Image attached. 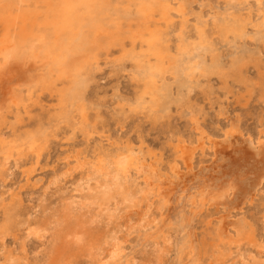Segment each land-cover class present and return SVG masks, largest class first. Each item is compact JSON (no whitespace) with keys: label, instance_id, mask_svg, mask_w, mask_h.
<instances>
[{"label":"rangeland","instance_id":"obj_1","mask_svg":"<svg viewBox=\"0 0 264 264\" xmlns=\"http://www.w3.org/2000/svg\"><path fill=\"white\" fill-rule=\"evenodd\" d=\"M0 1L8 2V0ZM97 1L99 2H96L95 0L93 4H95L97 8L99 7V14L96 16L93 14V16L91 15V17H94L96 20L101 21L104 26H113V23L115 22L114 20H116L118 16L124 14L125 10L129 6L130 15L127 21H123L121 23V32L123 33V37L121 36V41H117L115 45H110L106 40L103 39L104 35H97L93 30H89L88 28H86V23L90 20V16H87V14H85L84 6L78 5L77 7V10L80 11H78L79 16L77 18V22L83 20V23L85 24V27L82 29L81 37L88 40L89 42L93 41L94 38H96V40L98 39L96 45L90 44L89 46H85L83 48H87L86 51L91 52L94 55L95 60H98L97 63L99 65V70L93 72V74L95 73L94 78L93 75L90 78L89 84H91L92 82L93 83L91 85H88L87 90H84L86 95L84 94L85 96L83 103L85 104V107L87 109L88 117L86 118L87 123L85 122V125L81 124L82 127L83 125L86 126L83 128L79 126L80 119L78 118V113L74 108V106L77 108L76 102L58 107L59 104L57 102V93L55 91L56 89H59L61 87V83L59 82V84L58 82H56L57 86L55 87V89L52 86L54 85V81H52L54 79L52 77V74L50 73L52 65L46 62V60H43V63L40 62L42 64V70H38L36 69V67H39L40 63H35V61H37L38 59L34 60L32 59V56H29L28 54L27 48H29V46L34 42L35 44L38 43L37 38L39 37V35H41L40 37H43L45 39V42H52L53 39H55L52 38V26L47 24V17H49L48 19L50 22L54 21V18L56 19V16L54 17L52 11L53 7H45L46 4H44L42 0H28L26 2L27 4L24 3V6H21V8L30 12H28L30 20L24 22V24L22 22V19H19L20 16L17 15L18 18L16 19V25L12 27L11 30H9V34L12 37L11 40L14 41L17 46L19 45V41L17 40L19 39L21 25H24L23 27L26 26V42H28L29 40L30 41L27 44L25 42L26 48H21L24 46H19V49L21 50H19L18 56H14V58L8 60L5 65L0 64V127L4 124V126L0 128V132L2 133H0V138H3L4 140L8 138V142H17L19 138L24 137V133L25 136L26 133L28 135H35V146H37L36 150H40L41 156L39 164L36 167L35 171H33V173L31 174H28V176L24 174L23 169H25L26 167L23 165V161L28 160L29 162L31 157L30 155H34L36 154V152L34 151L32 154H27V156V147L22 153L24 158L20 161L22 165L16 167L12 161L7 166L6 170H0V225L8 214H6L4 209L10 202L18 204L16 211L17 216L15 215L14 218H17V222L19 225L9 234L0 233V264H7V257L17 252L19 253V256L23 258V260L27 257V259L25 260H29V264H51L52 254L49 251V248H51V240H49L51 239V235L49 234L50 232L44 234L45 238H27L25 226H23L22 224L25 223L26 218H30L31 220H41L42 216H44L43 218L47 219L51 218L52 216L54 217L56 214L55 212L64 207L69 202L72 203L71 210L73 211V213L79 216V219L81 221L84 222L86 221V219L90 220L92 217L94 218L95 221H90L88 225L90 228H92L91 230H93V232L97 234L95 240L99 245L98 247L94 246L93 250H87L77 254L73 260L71 258L70 261H72V263L75 262L74 264H102V261H99L98 259L102 258V256L104 257L103 250H105L108 245L104 244V241H108L110 237L114 238L112 242H118L117 245L118 247L120 246L119 248H121V251L124 250L121 254V258L124 257V260L128 259L129 264H208L209 261L213 264H241L242 259H244L241 257H245L247 259H245L247 264H255L256 261H259V264H263L264 145L261 143H264V47L262 45V42H260L258 39L260 37L259 35L255 36L256 38L253 37L255 28H248V38L246 37V39L240 42V46H243L252 51V55L256 60L255 64L257 61L259 62L258 66L260 67V69L258 66L256 67L255 64H249L246 68L243 69V75L250 82H247L246 84H240L232 78L223 80L217 75H212L208 78H200V80L202 79L201 81H199V85L201 86L194 88V90L191 92L192 95H187L184 93L183 98H185H182V105L180 103L173 102L168 104L167 108L164 111L156 109L154 111H149L148 109H144L146 103H148L149 101V98L146 96L143 98V100H138L137 95L140 94V84H137V78L134 77V72L132 70L133 63H131L132 65H130V60L121 61L120 58L121 53H123L122 51L130 50L131 48H133L135 52L137 51V53L140 52L141 42L139 40H136L133 46L132 44H130L131 41L130 39H128V36L132 34L131 29H134L136 25L140 24L142 18L137 13L136 7L131 4L130 0ZM159 1L167 2V4H165L166 6L163 3L162 5L171 17H169L170 22H167V25L169 24L170 28L168 27L169 25L167 26L165 23L164 25L163 23L159 24V22L164 21L158 19L159 16H157L156 14V16L154 15V17L152 18L154 20H152L151 24L156 23L161 28H164V30L167 31L166 35L172 38L168 37L169 39L165 42H162L161 39L158 40L159 37H157L156 39L154 38L153 43L150 47V50L153 53H150L154 55L153 49H155V46L159 50L161 49L160 51L164 55V67L169 70L171 69V71L173 72V74L175 73V75H179V73L186 74L187 72H190L187 74H195L197 72V66L195 65L196 53H198V50L201 46L200 44L202 42L200 35L201 27L197 24V22L206 24V28L208 29H206V32L208 31L207 34L209 33L208 35H210V38L217 45L219 43V38L215 35H212V17L214 15L218 16L217 19H219L225 11L231 13L241 12V14L243 15L248 11H251L253 14H255L257 3H259L264 9V0H242L240 4H235L234 0ZM54 2L57 3V0H54ZM116 2L118 3V5H116ZM15 9H17V7ZM102 11H105L106 13H103ZM38 12L39 14L36 15V17L35 14ZM18 13L20 14V11L14 10L13 16L15 17ZM209 13L212 14L210 15ZM35 18H37L38 20L33 21V19ZM1 26L2 25L0 24V38L2 37V32L4 31L3 26ZM17 26L20 28H18ZM175 27H177V29H175ZM184 28H186L187 31ZM191 28L192 30H190ZM179 30L181 32H185L181 33ZM259 30L262 37H264V25L260 26ZM28 33L30 34V36ZM194 33H198V35L195 36ZM14 35L16 38L14 37ZM47 36H49V39ZM185 39H187V41ZM125 41L129 43H126ZM195 41L199 43L198 46ZM160 43L162 45H160ZM167 44L168 46H170L169 53L166 49ZM152 45L154 48L152 47ZM177 45L179 49L175 50V47ZM227 45L228 44L221 45L219 43L217 46L219 51L221 50V54L223 53L222 56L225 63L229 61L230 54H239L240 50H242H234V48H232L230 44L228 46ZM193 48L195 51H192ZM188 49L189 51L186 52ZM180 51H182V56H180ZM80 54L73 55V53H71L70 56H68L69 58L65 59V63H68V61L73 62V60L82 56V53ZM167 54L169 55V57ZM25 55H28L26 57L28 60L25 59ZM114 57L116 60L114 59ZM70 58L73 60H70ZM151 61L153 62L154 59L151 58ZM13 63L15 64L13 65ZM181 65L182 67H180ZM193 66L195 67V69L193 68ZM179 67L181 69H185V71L181 70ZM186 68H190V71H186ZM191 69L194 71H192ZM40 71H43V73H40ZM71 71L73 72V70L70 69V77H68L70 80L72 79ZM130 71L132 72L131 74ZM167 78V82L173 83V79H171L170 76H167ZM36 79H38L39 82L42 83H35ZM49 79H51V81ZM45 83L46 88L43 85ZM48 84L49 88H47ZM173 90H175L174 86ZM84 91L81 92L83 93ZM151 93L153 99L155 97L156 101V92L152 91ZM185 106H188V108ZM62 114L63 116H61ZM151 114L153 119L151 117ZM16 115H18L17 118ZM19 117L21 118L19 119ZM190 117L193 118L191 119ZM72 118L73 121L71 123L70 120H72ZM16 120H19L17 122L20 123H16ZM77 124L78 126H76ZM73 125L76 127H74ZM227 125L230 127H228ZM23 128H25L26 130H23ZM55 128H58V134H53ZM84 128L88 129V131ZM232 128H235L234 133V130L232 131ZM37 130L41 131V133L37 132ZM21 131H24V133ZM86 131L89 133H86ZM84 132L87 135H85ZM6 133H8V137H6ZM225 133L226 135L224 136ZM229 133L231 134L229 135ZM51 134L53 137L51 136ZM195 134L197 135V137L200 134L205 135V137L208 136L207 138L212 141L210 143L205 140L206 148L203 150V152L202 150L198 149L197 151L199 152L197 153L196 151L191 159H189L188 157H186L188 159L185 158L183 160L176 158L175 161L174 153L172 152V143L173 145H175L176 139L181 138V136H183L182 138L186 136L185 139L196 138ZM84 137L85 139H89V144L91 145L90 147H93L98 143V145L101 144L100 146L102 151L109 153L121 151L122 149H125L126 145L130 144V147L133 151L132 155L138 158V163L136 164V166H134L135 164L133 162V168L130 169L129 178L127 179V187H129L128 190L134 195V197L136 198V202L141 198V192H146L150 188H152L149 190L150 193L155 192L153 193V196L152 194H150L151 196L149 198L148 195L147 200L146 198L141 199L139 201V204L137 203L139 206L136 205L135 207L133 205L127 206V204L125 207L122 202L119 201L118 205H116L115 202L119 197L118 190H116V187L111 186L110 193L115 197L113 196L114 198L110 201L108 211L101 212L97 208V206H95L94 204H89L90 198L97 194V191L101 189V183L104 179L101 178L100 183L95 187L96 182L94 181H90L88 183L89 185H86L85 183L83 184L81 173L76 172L71 176H64L63 174L65 172V165L63 161L65 151L74 146H81V144L84 146ZM169 137L170 139H168ZM92 138L98 141H95ZM106 138L110 141V146L107 144L108 141L106 140ZM258 138L261 140L257 141ZM100 140L102 141V143ZM258 142H261L259 146ZM115 144L117 147L115 146ZM133 144L134 146H132ZM214 145L215 147H213ZM207 148L209 149V151ZM135 151L136 153H134ZM150 152L153 154H151ZM146 156H149L148 160ZM151 160H154V162ZM187 160H191V163ZM140 162L143 164V166ZM174 162H176L177 165H180L179 169L181 171L178 169L179 165L176 166V171L174 172L169 169V166H172ZM136 170L138 172L141 171L142 175L141 173L137 174L138 172ZM147 170H153L151 174L152 176H155L156 179L150 175L149 171L148 174ZM23 174L27 178H24ZM158 175L161 177V180H158L160 179ZM177 175L180 176V180L179 176ZM135 177L136 179H134ZM145 177H147V179ZM166 178H168V180ZM162 179L165 180V182H161L163 181ZM119 181L123 182L122 180ZM145 181H149V183H151L149 189L148 187H146L147 182L145 183ZM108 182L110 183L109 180ZM154 188H156L155 191ZM146 201L148 203H146ZM162 201L165 204H163ZM151 204L153 205V207ZM157 204H159L160 206ZM200 206H202L203 208ZM160 207L162 208L160 209ZM115 208L117 209L115 210ZM133 210L135 211V213ZM138 210L142 212L140 213L138 212ZM159 211L161 213H159ZM148 214L149 217H151L150 219H148ZM156 214H159V217ZM123 216L125 218L127 217V221ZM180 217L183 219H181ZM224 217L225 219H227L225 220ZM156 218L161 219L156 221ZM227 220L231 222H236L237 220L241 222L242 220L246 225L247 230L251 231L253 236H256L253 237V240L256 241L255 245H253L252 247L251 244L245 242L247 244L246 245L243 242L241 244L242 247L240 245L241 248L239 247L236 248L237 250L235 249L237 252H234V246L230 248V250L233 249L232 252L229 251L228 248H226L228 246H225L228 245V243L226 241L220 242V238L218 237V233H220L219 231H221V227L219 226ZM159 225L161 226L160 228L158 227ZM160 229L162 230L161 233ZM182 229L183 233H186L187 235L182 233ZM157 230H159V232ZM229 230L230 232L232 231L231 227L229 228ZM148 231H150V233L152 232V234L146 233ZM156 232L157 234H155ZM145 236H150V238H146ZM172 238H174V240ZM187 238L189 239L187 240ZM215 238H217L218 241ZM258 240L261 242H259ZM120 242L123 244L119 245ZM257 244L263 247L262 254L259 253L261 252V250H258V248L256 247ZM220 247H222V249ZM255 247L258 250L256 252ZM98 248H100V250H97ZM238 249L240 250L238 251ZM226 250H228L230 253H226L228 252ZM189 252L191 254H188ZM240 253H242V255ZM250 254H252V256H250ZM218 255L222 256L219 257ZM234 255H237L238 258H236V256ZM217 256L219 260L217 259ZM231 256L234 257L231 258ZM256 256L257 260H255ZM251 257L254 258L252 259ZM221 258H223L224 260L226 259L227 261H224ZM238 259L241 261H239ZM48 260L50 261L48 262ZM234 260H237L239 262H233ZM171 261L173 262L171 263ZM63 264H66V262H63Z\"/></svg>","mask_w":264,"mask_h":264},{"label":"bare ground","instance_id":"obj_2","mask_svg":"<svg viewBox=\"0 0 264 264\" xmlns=\"http://www.w3.org/2000/svg\"><path fill=\"white\" fill-rule=\"evenodd\" d=\"M28 0H8V2H1L0 1V24L3 26L4 31L2 32V37L0 38V64L1 65H5V63L14 58V56H18L19 55V46H24L21 48H26L25 47V42L27 41V37L25 36V27H23L21 25V29H20V34H19V39L17 41H19V45L16 46L15 42L11 40V36L9 34V30H11L12 27H14L16 25V19L18 18L17 15L20 16L19 19H22V22H26L30 20V16H29V11L28 10H24L23 8H21V6H24L23 4L26 3ZM36 1V0H34ZM44 4H46L45 7H49L52 8L53 7V14L54 17L56 16V19L54 18V21L50 22L49 21V17H47V24L52 26L53 28V37L55 38L53 39L52 42H45V39L43 37H40L41 35H39L38 39V43L35 44L32 43L28 49V54L29 56H32V59L36 60L35 63L37 62H41L43 63V60H46V62L50 63L52 65L51 67V74L54 80L53 83L54 85H52L55 89V87L57 86L56 82H60L61 83V87L59 89H56V93H57V102L59 104L58 107L60 106H64L66 104H72L74 102L77 103V108L74 106V108L76 109L77 113H78V118L80 119V125L84 124L86 121L87 116V109L85 107L84 102V96L85 91L88 88V85H91L93 82V80L91 81L92 83H90V78L93 75L94 78V71L99 70V65L97 63L98 60H95L94 55L91 52H87V48L83 49L85 46H89L90 44L92 45H96L97 44V40L96 38L93 39V41H88L86 39H83L81 37V33H82V29L85 27V24L83 23L84 21L81 20L80 22L78 21V16H79V10H77L78 5L80 6H84L85 8V14H87V16H90V20L86 23V28H88L89 30H93L94 33H96L97 35L102 34L104 35L103 39L106 40L108 42V44L110 45H115L116 42L121 41V36L123 35V33L121 32V23L124 21L128 20V17L130 15V9L129 7L125 10L124 14H122L121 16H118L116 20H114L115 22L113 23V26H104L101 21L96 20L94 17H91V15L93 16V14L96 16L99 14V7L97 8L95 6L94 1L95 0H57V3L54 2V0H42ZM105 1V0H104ZM115 1V0H114ZM131 4L133 6L136 7L137 9V13L140 15V17L142 18L140 21L139 25H136V27L132 30V34L130 36H128V39H130V44H132L134 46L136 40H139L141 42V46H140V52L137 53V51L135 52L133 48H131L130 50H126V51H122L123 53H121V61L122 60H130L131 62L130 65H132L131 63H133L132 67H133V72H134V77L137 78V84L140 87V94L137 95L138 96V100H143L144 97H148L149 101L148 103H146L144 109H148L149 111H154L156 110H161L164 111L168 104L170 103H180L182 101V98L184 96V93L187 95H192V91L194 90V88L199 87L201 85H199V81L200 78H208L212 75H217L220 78H222L223 80H226L228 78H232L234 79L236 82L240 83V84H246L247 82H250L249 80H247V78L243 75V69L246 68L249 64H255V59L254 56L252 55V51L248 50L247 48L240 46V42L244 39H246V37L248 38V34H247V29L248 28H255L254 29V38H256L255 36H260L258 39L260 42H262V45L264 47V37H262L259 27L264 25V9L263 7L257 3V8L255 10V14H253L251 11H248L246 14H241V12H237V13H231L228 11H225L221 17L219 19H217L218 16L214 15L212 17V27H213V32L212 35H215L219 38V43L222 44H230L232 48H234V50H240L239 54H235L232 53L229 56V61L227 63H225V61H223V56L221 54V50L219 51L218 49V44L216 45V43L213 42V40L210 38V35L207 34L206 32V24L197 22V24L201 27V31H200V35H201V46L200 49L198 50V53H196V62L195 65L197 66V72L195 74H187L190 72H187L186 74L183 73H179V75H175V73L173 74V72L171 71V69H167L165 66V62H163V57L164 55L161 53V49L159 50L158 48L153 49L154 51V55H152L151 53H153L150 50L151 44L153 43L154 38L156 39L157 37L158 40L161 39L162 42H165L166 40H168L170 36L166 35V30H164V28H161L158 24H154L152 22V19L154 17V15L156 14L157 16H159L158 19H160L161 21L163 20L164 22H159L160 23H164L167 25V22L169 21V13L167 12V10H165L164 6L162 5V3L165 5L167 4L166 1L164 2H160L159 0H130ZM128 1V2H130ZM231 1V0H230ZM242 0H234L235 4H240ZM245 1V0H244ZM255 1V0H254ZM38 2V1H37ZM96 2H99L96 0ZM111 2V1H110ZM166 2V3H165ZM176 2V1H175ZM196 2V1H195ZM207 2V1H206ZM247 2V1H246ZM258 2V1H257ZM102 3V2H101ZM106 3V2H105ZM117 3V2H116ZM115 3V4H116ZM231 3V2H230ZM27 4V3H26ZM30 4V3H29ZM170 4V3H168ZM229 4V3H228ZM248 4V3H247ZM20 5V6H19ZM36 5V3H35ZM39 5V4H38ZM118 5V3L116 4ZM190 5V4H189ZM201 5V3H200ZM234 5V4H233ZM33 6V5H32ZM98 6V5H97ZM124 6V5H123ZM126 6V5H125ZM166 6V5H165ZM244 6V5H243ZM242 6V7H243ZM253 6V5H252ZM17 7V9H15ZM29 7V6H28ZM35 7V6H34ZM44 7V6H43ZM44 7V8H45ZM111 7V6H110ZM114 7V6H113ZM112 7V8H113ZM118 7V6H117ZM120 7V6H119ZM238 7V6H237ZM250 7V6H249ZM31 8V7H30ZM29 8V9H30ZM38 8V7H37ZM35 8V9H37ZM123 8V7H122ZM126 8V7H125ZM33 9V8H32ZM117 9V8H116ZM249 9V8H248ZM252 9V8H251ZM17 10L20 11V14H16V16H13V11ZM34 10V9H33ZM81 10V9H80ZM120 10V9H119ZM189 10V9H188ZM46 11V10H45ZM79 11V12H78ZM101 11V10H100ZM230 11V10H229ZM29 12V13H28ZM47 12V11H46ZM103 12V11H102ZM101 12V13H102ZM105 12V11H104ZM103 12V13H104ZM84 13V12H83ZM106 13V12H105ZM222 13V12H221ZM38 13L35 14L38 15ZM52 14V15H53ZM84 14V15H85ZM210 14V13H209ZM212 14V13H211ZM210 14V15H211ZM34 15V13H33ZM46 15V14H45ZM155 15V16H156ZM171 15V14H170ZM47 16V15H46ZM49 16V15H48ZM103 16V15H102ZM178 16V15H177ZM37 17V16H36ZM105 17V16H104ZM211 17V16H210ZM171 18V17H170ZM46 19V18H45ZM200 19V18H199ZM38 20L37 18L33 19V21ZM101 20V19H100ZM18 21V20H17ZM139 21V20H138ZM211 21V20H210ZM20 22V21H19ZM21 22V23H22ZM107 22V21H106ZM132 22V21H131ZM156 22V21H154ZM205 22V21H204ZM207 22V21H206ZM33 23V22H31ZM44 23V22H43ZM25 24V23H24ZM136 24V23H135ZM173 24V23H172ZM171 24V25H172ZM177 24V23H176ZM208 24V23H207ZM169 25V24H168ZM167 25V26H168ZM175 25V24H174ZM173 25V26H174ZM182 25V24H181ZM209 25V24H208ZM1 26V27H2ZM37 26V25H36ZM166 26V27H167ZM18 27V26H17ZM33 27V26H32ZM170 28V25L168 26ZM167 27V28H168ZM172 27V26H171ZM20 28V27H18ZM129 28V27H128ZM175 29H177V27H175ZM174 29V30H175ZM186 29V28H184ZM30 30V29H29ZM125 30V29H124ZM192 30V28L190 29ZM208 30V29H207ZM210 30V29H209ZM171 31V30H170ZM173 31V29H172ZM176 31V30H175ZM180 31V30H179ZM187 31V29H186ZM253 31V30H252ZM29 32V31H28ZM31 32V31H30ZM130 32V31H129ZM181 32V31H180ZM183 32V31H182ZM181 32V33H182ZM185 32V31H184ZM183 32V33H184ZM190 32V31H189ZM211 32V31H209ZM173 33V32H172ZM191 33V32H190ZM29 34V33H28ZM27 34V36H28ZM47 34V33H46ZM13 35V32H12ZM36 35V34H34ZM95 35V34H94ZM101 35V36H102ZM188 35V34H187ZM190 35V34H189ZM195 36L198 35V33H194ZM30 36V34H29ZM32 36V35H31ZM38 36V35H37ZM15 37V35H14ZM36 37V36H35ZM34 37V38H35ZM49 39V36H47ZM46 37V38H47ZM89 37V36H88ZM123 37V36H122ZM214 37V36H213ZM212 37V38H213ZM16 38V37H15ZM30 38V37H29ZM100 38V37H99ZM127 38V37H126ZM125 38V39H126ZM172 38V37H170ZM179 38V37H178ZM217 38V39H218ZM36 39V38H35ZM177 39V38H176ZM101 40V39H100ZM123 40V38H122ZM182 40V39H181ZM187 41V39H185ZM198 40V39H197ZM216 40V39H215ZM252 40V39H251ZM30 41V40H29ZM26 42L27 43H29ZM36 41V40H35ZM199 41V40H198ZM126 42V41H125ZM123 42V43H125ZM180 42V41H179ZM196 42V41H195ZM18 43V42H17ZM113 43V44H112ZM129 43V42H126ZM197 46H198V42ZM122 44V43H121ZM166 44V43H165ZM195 44V43H193ZM244 44V43H243ZM128 45V44H127ZM154 45V44H153ZM152 45V47H153ZM160 45H162L160 43ZM187 45V44H185ZM227 45V46H228ZM246 45V44H245ZM27 46V45H26ZM123 46V45H122ZM166 46V45H165ZM183 46V45H182ZM194 46V45H193ZM196 46V47H197ZM28 47V46H27ZM91 47V46H90ZM178 45L175 47V50L179 49ZM129 48V47H127ZM154 48V47H153ZM191 48V47H190ZM167 52H170V46H166ZM184 49V48H183ZM221 49V48H220ZM164 50V49H163ZM162 50V51H163ZM186 50V49H185ZM225 50V49H224ZM222 50V51H224ZM229 50V49H228ZM89 51V48H88ZM184 51V50H183ZM189 49L186 51L188 52ZM192 51H195L194 48ZM96 52V51H95ZM118 52V51H117ZM151 52V53H150ZM182 51H180L179 54L180 56H182ZM227 52V51H226ZM27 53V52H26ZM73 53L78 55L80 53H82V56L79 58H76L75 60H73V62L68 61V63H65V59L69 58L68 56H70V54ZM166 53V52H165ZM173 53V52H172ZM177 53V52H176ZM228 53V52H227ZM231 53V52H230ZM178 54V53H177ZM225 54V53H224ZM260 54V53H259ZM81 55V54H80ZM79 55V56H80ZM168 55V54H167ZM185 55V54H184ZM189 55V54H188ZM226 55V54H225ZM28 56V55H27ZM25 55V59H27V57ZM166 56V54H165ZM176 56V55H175ZM195 56V55H194ZM77 57V56H76ZM118 57V56H117ZM169 57V55H168ZM167 57V59H168ZM187 57V55H186ZM189 57V56H188ZM192 57V55H191ZM190 57V58H191ZM74 58V57H73ZM107 58V57H106ZM151 58L154 59V61H151ZM182 58V57H181ZM98 59V58H97ZM113 59V58H112ZM111 59V61H112ZM115 59V57H114ZM187 59V58H186ZM28 60V59H27ZM106 60V59H105ZM116 60V59H115ZM168 61V60H167ZM192 61V60H191ZM67 62V61H66ZM109 62V61H108ZM119 62V61H118ZM126 62V61H125ZM170 62V61H169ZM178 62V61H177ZM182 62V60H181ZM189 62V61H188ZM262 62V61H261ZM39 64V67L35 66L36 69H40L42 70V64ZM117 63V61H116ZM176 63V62H175ZM15 63H13L14 65ZM27 64V63H26ZM184 64V63H183ZM186 64V63H185ZM193 64V62H192ZM48 65V64H47ZM46 65V66H47ZM167 65V64H166ZM259 65V62L257 61L255 66L257 67ZM171 66V65H170ZM179 66V65H178ZM48 67V66H47ZM114 67V66H113ZM116 67V66H115ZM169 67V66H167ZM182 67V65L180 66ZM179 67V68H180ZM186 67V65H185ZM189 67V66H187ZM192 67V66H191ZM259 67V66H258ZM1 68V67H0ZM172 68V67H171ZM193 68L195 69V67L193 66ZM49 69V68H48ZM73 70V72L71 73V80L68 78L69 76V71ZM174 69V68H173ZM172 69V70H173ZM181 69V68H180ZM190 69V68H189ZM188 68H186V71L189 70ZM260 69V67H259ZM175 70V69H174ZM184 70L185 69H181ZM192 70V69H191ZM37 71V70H36ZM44 71V69H43ZM43 71H40V73ZM49 71V70H48ZM102 71V70H100ZM190 71V70H189ZM194 71V70H192ZM47 73V72H46ZM45 73V74H46ZM132 72L130 71V74ZM129 75V74H128ZM49 76V75H48ZM47 76V78H48ZM167 76L171 77V79H173V83H169L167 82L168 80H166ZM133 77V76H132ZM42 78V77H41ZM40 79V78H39ZM168 79V78H167ZM169 79V80H171ZM211 79V78H210ZM51 81V79H49ZM133 80V79H132ZM134 81V80H133ZM20 82V81H19ZM47 82V81H46ZM228 82V81H227ZM35 83H42L39 82L38 79H36ZM48 83V82H47ZM59 83V84H60ZM223 83V82H222ZM136 84V85H137ZM254 84V82H253ZM46 88V83L43 84ZM137 85V86H138ZM257 85V84H256ZM49 88V84L47 85ZM173 86L175 87V90H173ZM254 86V85H253ZM257 87V86H256ZM51 89V88H50ZM156 92V101H155V97L153 99L152 96V91ZM19 91V90H18ZM81 91H84L83 93ZM4 92V91H3ZM15 92V91H14ZM28 92V91H27ZM262 93V92H261ZM260 93V94H261ZM5 94V93H4ZM30 94V93H28ZM27 94V95H28ZM85 94V95H84ZM263 94V93H262ZM261 94V95H262ZM56 96V94H55ZM155 96V95H154ZM10 97V96H9ZM190 97V96H189ZM188 97V98H189ZM263 97V96H262ZM12 98V97H11ZM185 98V97H184ZM183 98V99H184ZM189 100V99H188ZM28 101V100H27ZM91 101V100H90ZM137 101V100H136ZM187 103V102H185ZM144 104V102H143ZM182 105V104H181ZM25 106V105H24ZM184 106V105H183ZM18 107V106H17ZM182 107V106H181ZM188 108V106H185ZM196 107V106H195ZM63 108V107H62ZM70 108V107H69ZM134 108V107H133ZM143 108V107H142ZM190 108V107H189ZM178 109V108H177ZM182 109V108H181ZM23 110V109H22ZM66 110V109H65ZM74 110V109H72ZM179 110H180V106H179ZM9 111V110H7ZM189 111V110H187ZM167 112V111H166ZM142 113V112H141ZM153 113V112H152ZM164 113V112H163ZM190 113V112H189ZM200 113V112H199ZM1 114V113H0ZM9 114V113H8ZM17 114V113H16ZM75 114V113H74ZM150 114V112H149ZM26 115V114H25ZM49 115V114H48ZM159 115V114H158ZM192 115V114H191ZM199 115V114H198ZM63 116V114L61 115ZM77 116V115H76ZM75 116V117H76ZM166 116V115H165ZM164 116V117H165ZM190 116V115H189ZM196 116V115H195ZM18 117V115H16V118ZM29 117V116H28ZM48 117V116H47ZM152 117V114H151ZM157 117V116H156ZM21 117H19L20 119ZM77 118V117H76ZM163 118V117H162ZM160 118V119H162ZM191 119L193 117H190ZM4 119V118H3ZM7 119V117H6ZM42 119V118H41ZM48 119V118H47ZM153 119V117H152ZM197 119V117H196ZM13 121V120H12ZM19 120H16V123H20L17 122ZM71 123L73 121L70 120ZM158 121V120H156ZM154 121V122H156ZM198 121V120H197ZM90 122V121H89ZM88 122V123H89ZM94 122V121H93ZM2 123V122H1ZM15 123V125H16ZM43 123V122H42ZM78 123V122H77ZM189 123V122H188ZM224 123V122H223ZM3 124V123H2ZM92 124V123H91ZM230 124V123H227ZM65 125V124H64ZM63 125V126H64ZM85 125V124H84ZM83 127H86L84 126ZM90 125V124H89ZM224 125V124H223ZM233 125V123H232ZM4 126V124H3ZM1 126V127H3ZM60 126V125H59ZM74 126V125H73ZM78 126V124L76 125ZM74 126V127H76ZM228 126V125H227ZM0 127V128H1ZM82 127V126H81ZM82 127V128H83ZM90 127V126H89ZM230 127V126H228ZM91 128V127H90ZM201 128V127H200ZM25 128H23L24 130ZM36 129V128H35ZM77 129V128H76ZM86 129V128H84ZM231 129V128H230ZM235 128H232V131ZM7 130V129H6ZM9 130V129H8ZM14 130V129H13ZM17 130V128H16ZM22 130V129H21ZM26 130V129H25ZM74 130V128H73ZM88 131V129H86ZM226 130V129H225ZM58 128H55L53 131V134H58ZM86 133H89L87 132ZM97 131V130H96ZM11 132V130H10ZM24 133V131H21ZM37 132L41 133V131L37 130ZM73 132V131H72ZM71 132V133H72ZM206 132V131H205ZM235 132V130L233 131V133ZM1 133V132H0ZM80 133V132H79ZM232 133V132H231ZM229 133V135L231 134ZM2 134V133H1ZM4 134V133H3ZM83 134V133H82ZM85 134V132H84ZM98 134V132H97ZM102 134V133H101ZM228 134V133H227ZM6 137H8V133H6ZM22 135V134H21ZM24 137L23 138H19L17 142H8V138L6 140H4L3 138L0 140V170H6L7 166L10 164V162L13 161V163L15 164L16 167H18L19 165H22V163L20 162L21 160H23V151L25 150V148L27 147V154H32L34 151L36 152V154L34 155H30V161L28 162V160L23 161V165L26 167L24 170V174L26 176H28V174L33 173V171H35L36 167L39 164L40 161V150L37 149V146H35L36 141H35V135H28L26 133L23 134ZM87 135V134H85ZM84 135V136H85ZM91 135V134H90ZM181 135V134H179ZM226 135V133L224 134V136ZM15 136V135H14ZM52 136V134H51ZM94 136V135H93ZM92 136V137H93ZM174 136V135H173ZM178 136V135H177ZM196 138L193 139H185L186 136L184 138H182L183 136H181V138L176 139V144L174 141V144L172 143L173 146V153H174V160L177 159H185L186 157H188L189 159L192 158V156L194 155V153L199 149V150H203L206 148L205 147V140L207 142H210V139L207 138L208 136L205 137V135L200 134L198 137L195 134ZM233 136V134H232ZM3 137V136H2ZM53 137V136H52ZM128 137V136H127ZM176 137V135H175ZM180 137V136H179ZM191 137V136H189ZM211 137V136H210ZM43 138V137H42ZM248 138V137H247ZM10 139V138H9ZM14 139V137H13ZM85 139V137H84ZM91 139V138H90ZM94 139V138H92ZM170 139V137L168 138ZM174 139V138H172ZM213 139V138H212ZM52 140V138H51ZM95 141H98L96 139H94ZM107 140V138H106ZM215 140V139H214ZM261 139L258 138L257 141H259ZM41 141V140H40ZM92 141V140H91ZM101 141V140H100ZM108 141V145H109V140ZM256 141V140H255ZM263 141V140H262ZM46 142V141H45ZM173 142V141H171ZM216 142V141H215ZM218 142V141H217ZM40 143V142H39ZM67 143V142H64ZM70 143V142H69ZM80 143V142H79ZM91 143V142H90ZM96 143V142H95ZM100 143V142H99ZM102 143V141H101ZM113 143V142H112ZM130 143V142H129ZM250 143V142H249ZM252 143V142H251ZM261 142H258V146L260 145ZM38 144V142H37ZM44 144V142H43ZM127 144V143H126ZM261 144L264 145V143L262 142ZM69 145V144H68ZM101 145V144H100ZM97 144H95L93 147H90L91 145L89 144V139H85L84 140V146L81 144V146H74L69 148L68 150L65 151V155L63 156V161H64V165H65V172L63 173L64 176H71L73 173H81L82 175V180H83V184L85 183L86 185L90 182V181H94L96 182L95 187L97 186V184L100 183L101 178L104 179L101 183V189L97 191V194H95L92 198H90V203L89 204H94L95 206H97V208L103 212V211H108L109 210V203L110 201L115 197L114 195H112L110 192L111 190V186L116 187V190H118V195L119 197L117 198V201L115 202L116 205H118V201L122 202V204L126 207L128 205H133L134 207L136 205L139 204V201L141 199L146 198V200L148 199L147 196L149 195L150 198V194H152L155 192H151L150 193V184L149 181H145V183L147 182L146 187H148L149 190H147L146 192L143 191L141 192V198L136 202V198L134 197V195L128 190L129 187H127V179L129 178V172L130 169L133 168V162H134V166H136V164L138 163V158H136L135 156H133L132 154V149H131V145H124L125 149H122L121 151H117L115 153H109V152H105L101 150V146ZM112 145V144H111ZM114 145V144H113ZM171 145V143H170ZM209 145V144H207ZM206 145V146H207ZM110 146V145H109ZM116 146V144H115ZM119 146V144H118ZM134 146V144L132 145ZM138 146V145H137ZM171 146V147H172ZM253 146V145H252ZM257 146V147H258ZM117 147V146H116ZM136 147V146H135ZM141 147V145H140ZM211 147V146H210ZM215 147V145L213 146ZM256 147V146H255ZM212 148V147H211ZM107 149V148H106ZM116 149V148H115ZM139 149V148H138ZM208 149V148H207ZM62 150V149H61ZM214 150V148H213ZM164 151V150H163ZM209 151V149H208ZM43 152V151H41ZM141 152V151H140ZM199 151H197L198 153ZM136 153V151L134 152ZM151 153V152H150ZM153 154V153H151ZM201 154V152H200ZM135 155V154H134ZM149 155V154H148ZM28 156V155H27ZM137 156V155H136ZM153 156V155H152ZM26 157V156H25ZM147 157V156H146ZM145 157V158H146ZM149 157V156H148ZM147 157V160L149 159ZM155 157V155H154ZM161 157V156H160ZM144 158V157H142ZM152 158V157H151ZM186 158V159H188ZM243 158V157H242ZM59 159V158H58ZM246 159V158H245ZM140 160V159H139ZM172 160V159H171ZM181 160V162H182ZM194 160V159H193ZM144 161V159H143ZM142 161V162H143ZM146 161V160H145ZM154 162V160H151ZM150 161V162H151ZM161 161V160H160ZM168 161V160H167ZM176 161V160H175ZM189 161V160H187ZM162 162V161H161ZM178 162V161H177ZM186 162V161H184ZM191 163V160L189 161ZM141 163V162H140ZM139 163V164H140ZM149 163V162H148ZM170 163V162H169ZM179 163V162H178ZM138 164V165H139ZM142 164V163H141ZM155 164V163H154ZM152 164V165H154ZM161 164V163H160ZM184 164V163H183ZM145 165V164H144ZM151 165V163H150ZM158 165V164H156ZM179 165V164H178ZM176 164V162H174L172 164V166H169L171 171H176V166H178ZM141 166V165H140ZM143 166V164H142ZM146 167V166H145ZM185 167V166H184ZM136 168V167H135ZM180 168V165L178 167V169ZM139 169V167H138ZM142 169V167H141ZM150 169V168H149ZM159 169V168H158ZM161 169V168H160ZM168 170V169H167ZM169 170V171H170ZM180 170V169H179ZM137 171V170H136ZM149 170H147L148 173ZM153 170H150V175L152 176L151 172ZM181 171V170H180ZM21 172V171H20ZM23 172V171H22ZM138 172V171H137ZM135 173V172H134ZM142 175V172H138L137 174ZM167 173V172H166ZM172 173V172H171ZM170 173V174H171ZM23 174V176H24ZM135 174V175H137ZM149 174V173H148ZM154 174V173H153ZM180 174V173H179ZM22 175V174H21ZM34 175V174H32ZM149 175V176H150ZM157 175V174H156ZM165 175V174H164ZM167 175V174H166ZM169 175V174H168ZM176 175V174H175ZM24 176V178L26 177ZM139 176V175H138ZM147 176V175H146ZM150 176V177H151ZM159 176V175H158ZM161 176V174H160ZM159 176V177H160ZM179 176V175H177ZM182 176V175H181ZM22 177V176H21ZM153 178L156 179L155 176H152ZM165 177V176H163ZM168 177V176H167ZM171 177V175H170ZM176 177V176H175ZM27 178V177H26ZM70 178V177H69ZM142 178V177H141ZM144 178V177H143ZM147 179V177H145ZM174 178V177H173ZM177 178V177H176ZM63 179V178H62ZM136 179V177L134 178ZM152 179V178H151ZM158 179V178H157ZM165 179V178H164ZM168 180V178H166ZM171 179V178H169ZM108 180L110 181V183L108 182ZM119 180H122L123 182H120ZM142 180V179H141ZM161 180V177L160 179ZM163 180V179H162ZM179 180H180V176H179ZM136 181V180H135ZM173 181V180H172ZM176 181V180H175ZM138 182V181H137ZM143 182V181H142ZM161 182H165V180L161 181ZM170 182V181H169ZM174 182V181H173ZM172 182V184H173ZM140 183V182H139ZM175 183V182H174ZM176 184V183H175ZM89 185V184H88ZM133 185V184H132ZM152 186V185H151ZM145 187V186H144ZM141 188V187H140ZM162 188V187H161ZM139 189V187H138ZM156 188H154L155 191ZM145 190V188H144ZM152 191V190H151ZM91 192V191H90ZM157 193V192H156ZM8 194V193H7ZM161 194V193H160ZM138 195V194H137ZM136 195V196H137ZM114 196V197H113ZM195 196V195H194ZM156 197V196H155ZM154 197V198H155ZM164 197V196H163ZM162 197V199H163ZM199 197V196H198ZM161 198V197H160ZM159 198V199H160ZM158 199V198H157ZM152 201V200H151ZM150 201V202H151ZM192 201V198H191ZM194 201V198H193ZM204 201V200H203ZM142 202V201H141ZM158 202V201H157ZM156 202V203H157ZM161 202V201H160ZM200 202V201H199ZM80 203V202H79ZM138 203V204H137ZM146 203H148L146 201ZM163 204H165L162 201ZM161 203V204H162ZM197 203V202H196ZM195 203V204H196ZM155 204V203H154ZM194 204V202H193ZM191 204V205H193ZM199 204V203H198ZM201 204V203H200ZM18 204H15L14 202H10L4 209V211L6 212L7 216L5 217V219L3 220V222L0 225V233L1 234H9L13 229L17 228L18 222H17V218H14V216L16 215V211H17V206ZM71 205L72 203H67L64 207H62L61 209H59L58 211H56L54 214L55 216L47 219V218H43L44 216H42L41 220H36L33 219L31 220L30 218H26L25 223L22 224L23 226H25V230H26V236L27 238L30 237H36V238H43L45 235V233L50 232L49 234L51 235V248H49L51 254H52V258H51V264H63V262H66V264H74L75 262L72 263V261H70V259L72 258V260L75 258V256L83 251H87V250H93L94 246L98 247V243H96V233L93 232V230H91L92 228L89 227L88 223L94 222V218L92 217L90 220L86 221H81L79 219V216L76 215L75 213H73V211L71 210ZM142 205V203H141ZM152 205V204H151ZM159 205V204H157ZM202 205V204H201ZM139 206V205H138ZM145 206V205H144ZM150 206V205H148ZM160 206V205H159ZM153 207V205H152ZM202 207V206H200ZM204 207V205H203ZM202 207V208H203ZM140 208V207H139ZM138 208V209H139ZM162 207H160L161 209ZM165 208V207H164ZM76 209V208H75ZM117 208H115L116 210ZM135 209V208H134ZM151 209V208H150ZM153 209V208H152ZM198 209V208H197ZM85 210V209H84ZM143 210V209H141ZM159 210V207H158ZM129 211V210H128ZM132 211V210H131ZM130 211V212H131ZM134 211V210H133ZM145 211V210H144ZM153 211V210H150ZM157 211V210H156ZM200 211V210H199ZM129 212V213H130ZM138 212H142L139 211ZM126 213V211H125ZM135 213V211H134ZM149 213V212H148ZM159 213H161L159 211ZM128 214V213H127ZM137 214V212H136ZM230 214V213H228ZM13 217H12V216ZM74 215V216H72ZM130 215V214H129ZM157 215V214H156ZM159 215V214H158ZM157 215V216H158ZM161 215V214H160ZM163 215V214H162ZM17 216V215H16ZM147 216V215H146ZM124 217V216H123ZM140 217V216H139ZM149 217V214H148ZM159 217V216H158ZM199 217V216H198ZM227 217V215H226ZM127 218V217H126ZM124 217V219L127 221ZM151 217H149L148 219H150ZM181 218V217H180ZM161 219V218H160ZM156 218L157 220H160ZM183 219V218H181ZM208 219V218H206ZM225 219V217H224ZM227 219V218H226ZM225 219V220H226ZM185 220V219H184ZM224 220V221H225ZM163 221V220H161ZM223 221V222H224ZM121 222V221H119ZM160 222V221H159ZM222 222V220H221ZM245 222V221H244ZM124 223V221H123ZM157 223V222H156ZM162 225V224H161ZM157 226V225H155ZM186 226V225H185ZM184 226V227H185ZM159 228L161 227L160 225L158 226ZM177 227V226H176ZM187 227V226H186ZM219 227L221 231H219L220 233H218V237L220 238V242L226 241L228 243V246L226 248H228L229 251L232 252V250L234 249V252L237 250L236 248H239L240 245L244 242H247L248 244H251L252 247L253 245H255V242L253 240V236L251 231H248L246 228V225L243 223V221H236V222H231L229 220H227L226 222H224L222 225H220ZM231 227V232L229 230V228ZM251 227V226H250ZM158 228V229H159ZM180 228V227H179ZM162 229V228H161ZM160 229V233L161 230ZM184 229V228H183ZM183 229H182V233H183ZM152 230V229H151ZM153 231V230H152ZM156 231V230H155ZM154 231V232H155ZM159 232V230H157ZM179 231V230H178ZM254 231V230H253ZM153 232V233H154ZM176 232V231H175ZM250 232V233H249ZM146 233H150V231L146 232ZM158 233V234H160ZM178 233V232H177ZM181 233V232H180ZM255 233V232H254ZM152 234V232L150 233ZM157 234V232L155 233ZM186 234V233H183ZM22 235V234H21ZM20 235V236H21ZM141 235V234H140ZM146 235V234H145ZM163 235V234H162ZM187 235V234H186ZM185 235V236H186ZM138 236V235H137ZM153 236V235H152ZM120 237V236H119ZM146 238H150V236H145ZM217 237V236H216ZM2 238V237H1ZM45 238V237H44ZM190 238V237H189ZM187 238V240L189 239ZM21 239V238H20ZM125 239V238H124ZM174 240V238H172ZM217 240V238H215ZM256 239V238H255ZM110 240V241H109ZM108 241H104V244H108L107 248H105V250H103V254L104 257L102 256V258H97L99 261H102V264H129L128 259L124 260L122 257L121 258V254L124 251H121L117 245L118 242H112V240H114L113 237H110ZM215 240V241H216ZM181 241V240H180ZM179 241V242H180ZM218 241V240H217ZM259 241V240H258ZM176 242V241H175ZM261 242V241H259ZM164 243V242H163ZM215 243V242H214ZM217 243V242H216ZM264 243V242H263ZM261 243V244H263ZM123 243L120 242L119 245H121ZM156 244V243H155ZM226 244V243H224ZM223 244V245H224ZM246 244V243H245ZM244 244V245H245ZM260 244V243H259ZM3 245V243H2ZM49 245V246H50ZM216 245V244H215ZM222 245V244H221ZM243 245V246H244ZM247 245V244H246ZM217 246V245H216ZM219 246V245H218ZM234 246L233 249L230 250V248ZM123 247V246H122ZM176 247V246H175ZM183 247V246H182ZM215 247V246H213ZM242 247V245H241ZM240 247V248H241ZM249 247V245H248ZM251 247V248H252ZM256 247L258 248V250L260 249L261 252L259 253H263L262 246H259L258 244L256 245ZM255 247V248H256ZM88 248V249H87ZM190 248V247H189ZM188 248V249H189ZM222 249V247H220ZM257 248L255 249V252L258 251ZM18 249V248H17ZM175 249V248H174ZM220 249V251H221ZM236 249V250H235ZM97 250H100V248H98ZM218 250V248H217ZM225 250V248H224ZM223 250V253H224ZM226 250V251H228ZM240 249H238L239 251ZM259 250V251H260ZM19 251V250H17ZM23 251H24V247H23ZM219 251V252H220ZM225 251V252H226ZM226 252V253H230V252ZM264 251V250H263ZM40 252V251H39ZM47 252V251H46ZM94 252V251H93ZM99 252V251H98ZM176 252V251H175ZM178 252V251H177ZM183 252V251H182ZM188 252V251H187ZM217 252V251H216ZM233 252V253H234ZM237 252V251H236ZM243 252V251H242ZM18 253V252H17ZM13 254V255H9L7 257V264H29V260L26 261L25 259H27V257L23 260L22 257L19 256V253L17 254ZM100 253V252H99ZM221 253V252H220ZM222 253V254H223ZM28 254V253H27ZM91 254V253H90ZM188 254H191L190 252ZM236 254V253H235ZM242 255V253H240ZM178 255V254H177ZM230 255V254H228ZM246 255V254H245ZM28 256V255H27ZM38 256V255H37ZM126 256V255H125ZM176 256V255H175ZM174 256V258H175ZM180 256V255H179ZM190 256V255H188ZM219 256V255H218ZM217 256V259H218ZM222 255H220L219 257H221ZM237 257V255H234ZM234 256H231L234 257ZM248 256V255H246ZM250 256H252V254H250ZM259 256V255H258ZM97 257V256H96ZM127 257V256H126ZM212 257V255H211ZM249 257V256H248ZM31 258V257H30ZM50 258V257H49ZM177 258V257H176ZM184 258V257H183ZM226 258V257H225ZM244 258L239 261H241V264H247L245 261V257H241ZM252 259L254 257H251ZM46 259V258H45ZM104 259V260H103ZM106 259V260H105ZM123 259V260H122ZM210 259V258H209ZM208 259V260H209ZM216 259V258H215ZM223 259V258H221ZM227 259V258H226ZM224 261H227V260ZM259 259V258H258ZM96 260V259H95ZM97 260V261H98ZM174 260V259H173ZM219 260V259H218ZM222 260V261H223ZM247 260V259H246ZM255 260H257V256L255 258ZM260 260V259H259ZM50 260H48L49 262ZM95 261V262H97ZM98 261V262H99ZM167 261V260H166ZM170 261V260H169ZM168 261V262H169ZM186 261V260H185ZM216 261V260H215ZM214 261V262H215ZM237 260H234L233 262H235ZM237 261V262H239ZM157 262V261H156ZM173 261H171L172 263ZM181 262V261H180ZM217 262V261H216ZM215 262V263H216ZM221 262V261H219ZM255 262V261H254ZM264 262V261H263ZM35 263V262H34ZM39 263V262H38ZM166 263V262H165ZM186 263V262H185ZM209 263L211 264L212 262L209 261ZM208 263V264H209ZM228 263V262H226ZM259 261H256L255 264H259ZM89 264V263H88ZM98 264V263H97ZM213 264V263H212ZM224 264V263H223ZM264 264V263H263Z\"/></svg>","mask_w":264,"mask_h":264}]
</instances>
